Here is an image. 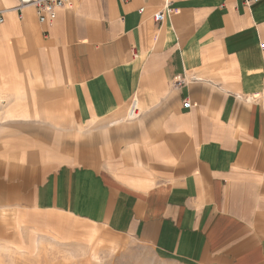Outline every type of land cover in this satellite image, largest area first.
<instances>
[{"label": "crops", "instance_id": "0c3cea01", "mask_svg": "<svg viewBox=\"0 0 264 264\" xmlns=\"http://www.w3.org/2000/svg\"><path fill=\"white\" fill-rule=\"evenodd\" d=\"M18 5L0 0V264H264V0Z\"/></svg>", "mask_w": 264, "mask_h": 264}, {"label": "rangeland", "instance_id": "374dc122", "mask_svg": "<svg viewBox=\"0 0 264 264\" xmlns=\"http://www.w3.org/2000/svg\"><path fill=\"white\" fill-rule=\"evenodd\" d=\"M51 253L57 254L54 252ZM59 253H62L63 255L55 257L50 256L46 258L47 261L43 258H31V262L32 264H41L44 262H47L46 264H169L155 259L151 250L147 247H131L127 250H123L114 257H103L102 255L97 256V254L92 257V252L88 253L87 251H59L57 255H59ZM24 261V259L16 257L15 259H10L8 264H24Z\"/></svg>", "mask_w": 264, "mask_h": 264}, {"label": "built area", "instance_id": "2783aa9c", "mask_svg": "<svg viewBox=\"0 0 264 264\" xmlns=\"http://www.w3.org/2000/svg\"><path fill=\"white\" fill-rule=\"evenodd\" d=\"M70 0H19L18 7H22L24 5H32L35 9V12L38 16L40 22L48 23L55 19L56 17V9L65 5ZM164 16V13L160 11L156 15V19L160 20ZM3 21L2 10H0V22ZM264 46H261L263 48ZM191 105L189 100H186L183 103L184 108H189Z\"/></svg>", "mask_w": 264, "mask_h": 264}]
</instances>
